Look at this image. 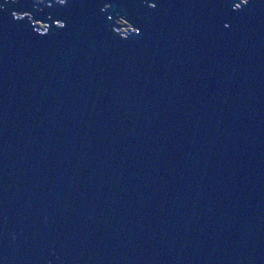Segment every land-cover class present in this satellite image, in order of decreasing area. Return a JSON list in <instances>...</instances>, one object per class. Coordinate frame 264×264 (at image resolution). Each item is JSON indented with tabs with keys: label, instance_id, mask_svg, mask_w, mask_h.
I'll list each match as a JSON object with an SVG mask.
<instances>
[{
	"label": "water",
	"instance_id": "water-1",
	"mask_svg": "<svg viewBox=\"0 0 264 264\" xmlns=\"http://www.w3.org/2000/svg\"><path fill=\"white\" fill-rule=\"evenodd\" d=\"M0 264H264V0H0Z\"/></svg>",
	"mask_w": 264,
	"mask_h": 264
},
{
	"label": "rangeland",
	"instance_id": "rangeland-1",
	"mask_svg": "<svg viewBox=\"0 0 264 264\" xmlns=\"http://www.w3.org/2000/svg\"><path fill=\"white\" fill-rule=\"evenodd\" d=\"M16 1V0H15ZM37 1H42V0H37ZM238 5V4H237ZM122 22V23H121ZM118 23L120 26L119 28V32L121 35H124L125 32H127V29L129 30L131 27L127 24V22H125V20H123L122 18H120L118 20ZM123 24V25H122Z\"/></svg>",
	"mask_w": 264,
	"mask_h": 264
},
{
	"label": "snow or ice",
	"instance_id": "snow-or-ice-1",
	"mask_svg": "<svg viewBox=\"0 0 264 264\" xmlns=\"http://www.w3.org/2000/svg\"><path fill=\"white\" fill-rule=\"evenodd\" d=\"M223 26H224L225 28H227V27H228V25H227V24H224Z\"/></svg>",
	"mask_w": 264,
	"mask_h": 264
},
{
	"label": "bare ground",
	"instance_id": "bare-ground-1",
	"mask_svg": "<svg viewBox=\"0 0 264 264\" xmlns=\"http://www.w3.org/2000/svg\"><path fill=\"white\" fill-rule=\"evenodd\" d=\"M122 23V22H121ZM123 25V24H122ZM121 26V25H120ZM120 28V27H119Z\"/></svg>",
	"mask_w": 264,
	"mask_h": 264
},
{
	"label": "flooded vegetation",
	"instance_id": "flooded-vegetation-1",
	"mask_svg": "<svg viewBox=\"0 0 264 264\" xmlns=\"http://www.w3.org/2000/svg\"><path fill=\"white\" fill-rule=\"evenodd\" d=\"M42 28H44V27H42Z\"/></svg>",
	"mask_w": 264,
	"mask_h": 264
},
{
	"label": "trees",
	"instance_id": "trees-1",
	"mask_svg": "<svg viewBox=\"0 0 264 264\" xmlns=\"http://www.w3.org/2000/svg\"><path fill=\"white\" fill-rule=\"evenodd\" d=\"M127 31H128V29H127Z\"/></svg>",
	"mask_w": 264,
	"mask_h": 264
}]
</instances>
